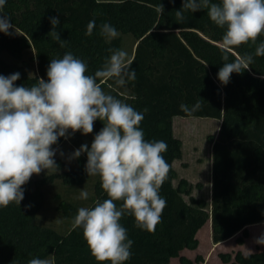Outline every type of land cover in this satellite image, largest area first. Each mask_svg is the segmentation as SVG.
I'll use <instances>...</instances> for the list:
<instances>
[{"label": "trees", "instance_id": "obj_1", "mask_svg": "<svg viewBox=\"0 0 264 264\" xmlns=\"http://www.w3.org/2000/svg\"><path fill=\"white\" fill-rule=\"evenodd\" d=\"M161 4L162 14L157 10ZM182 6L183 0H6L2 9L15 29L9 30L10 35L0 32V75L19 72L17 86H32L40 78L47 81L51 59L62 58L67 51L83 59L88 64V74H94L111 55L108 49L122 46V38L109 41L100 35L103 23L137 40L131 59L136 79L123 87L112 81L103 82L102 87L137 111L147 109L140 127L146 140L167 143L162 155L170 164V172L159 192L167 205L154 233L136 228L132 216L125 215L120 221L128 238L134 241L132 256L125 264H171L174 258L190 264L182 252L198 247L197 234L205 225L211 228L214 244L233 237L243 244L250 226L264 224V56H255L264 34L256 44L249 42L231 50L228 62L246 54L253 55L254 62L242 74H231L229 83L223 85L217 74L225 63L220 47L225 29L210 20L207 9L185 11L184 22L178 24L175 11ZM50 17H59L56 30L62 40L68 41L67 47L60 48L49 37ZM91 20H95L96 27L87 36ZM27 51L34 52L30 62L23 59ZM3 53L21 64L8 63ZM35 62L38 74L31 76L29 69ZM197 101L201 103L198 111L191 115L181 111V104L191 107ZM177 117L221 122L218 135L210 136L213 155L208 202L191 196L192 185L186 179L174 185V162L182 154V141L174 133ZM103 126L100 120L94 122V136ZM64 139L59 138L52 147ZM79 159L77 169L47 177L41 186L55 177L70 186L84 182L87 154ZM41 186L33 189L30 179L23 186L20 205L13 202L0 208V264H28L33 257L48 256H52L54 264H99L81 228L72 225L69 232L61 234L39 222L44 198ZM94 195L90 207L108 198L100 180L94 186ZM184 195L190 197V202ZM116 203L119 207L122 202ZM79 208L63 201L58 210L65 219L74 220ZM220 256L230 264H264V248L249 254L238 251L234 258L229 254Z\"/></svg>", "mask_w": 264, "mask_h": 264}, {"label": "clouds", "instance_id": "obj_2", "mask_svg": "<svg viewBox=\"0 0 264 264\" xmlns=\"http://www.w3.org/2000/svg\"><path fill=\"white\" fill-rule=\"evenodd\" d=\"M6 0H0V32L10 35L15 29L11 19L2 14ZM207 9L210 20L225 29L221 52L225 61L217 78L227 85L231 74H242L254 62L253 55L237 56L229 61L233 48L243 44H256L264 34V0H183L175 11L176 20H185L184 12ZM161 14L163 5L157 9ZM52 30L48 33L60 48L68 41L60 38L56 30L59 17H50ZM95 20L87 24L85 35L91 36ZM100 35L111 41L119 36L110 23L100 25ZM111 55L94 74H88V64L71 51L62 58L51 59L47 68V81L37 80L32 86H17L20 73L0 75V208L13 202L20 205L24 199L23 186L33 174L58 169L53 145L59 138H68L69 130L83 135L93 132L94 122H103V128L94 136L91 146L83 144L72 154L73 159L87 154L85 170L88 176H99L101 187L107 194L102 202L92 207H80L73 220L74 228H81L91 255L99 264H125L131 256L134 243L127 229L120 223L129 215L135 227L154 233L161 222L166 199L159 194L168 179L170 164L162 153L168 145L163 140L148 141L140 127L144 113L106 92L103 82L112 81L123 87L136 79L128 53L121 49H108ZM255 56H264V42L255 48ZM201 108L200 101L191 107L181 104L180 109L191 115ZM63 155V153H61ZM87 200L89 193L80 192ZM117 201H121L117 206ZM264 245V236L256 241ZM28 264H53L51 259L33 257Z\"/></svg>", "mask_w": 264, "mask_h": 264}, {"label": "rangeland", "instance_id": "obj_3", "mask_svg": "<svg viewBox=\"0 0 264 264\" xmlns=\"http://www.w3.org/2000/svg\"><path fill=\"white\" fill-rule=\"evenodd\" d=\"M117 38H122L121 50L126 51L128 59L131 60L137 46L136 38L132 34H123L121 32H119ZM32 56H34V52L27 51L23 59L30 62ZM2 58L8 63L21 64V62L15 60L7 53H3ZM31 64L29 73L31 76H35L38 74L36 62ZM220 126L221 122L214 119L182 117L174 119L175 136L182 141L181 157L174 162L176 170L174 185L177 187L182 179H186L192 185L191 196L205 199L207 202L211 200L212 187L213 143L210 141V136H217ZM94 134L95 128L88 135H83L79 131L72 134L71 130H69L68 138H65L59 146L53 148L56 150L54 159L58 169L49 170L48 172L44 170L38 175L33 174L31 177L33 189L41 186L42 180L47 177L59 176L66 171L77 169L80 159L71 158L72 154L81 145H89ZM98 180H100L99 176H88L87 174L84 182L70 186L65 184L61 177H55L53 181L41 186L44 198L42 210L38 214L39 222L52 226L61 234L69 232L73 225V219H65L62 216L61 211L58 210L59 204L66 201L79 207H90L95 197L94 186ZM82 190H86L89 193L87 200L79 198ZM184 197L190 202L188 195H184ZM209 234V227L205 225L197 234L198 247L195 250L186 249L182 252V255L190 261V264H230L225 262L220 255L229 254L234 258L238 251L249 254L264 248V245L256 242L257 239L264 236V225L249 228V237L245 238L243 244H239L235 239L233 242L224 244L219 248L214 247ZM47 259L53 261L52 256H48ZM171 264L183 263L178 258H174Z\"/></svg>", "mask_w": 264, "mask_h": 264}, {"label": "crops", "instance_id": "obj_4", "mask_svg": "<svg viewBox=\"0 0 264 264\" xmlns=\"http://www.w3.org/2000/svg\"><path fill=\"white\" fill-rule=\"evenodd\" d=\"M258 225H264V224H258ZM258 225H253V226H258ZM253 226H250L249 228H251V227H253ZM209 227V226H208ZM202 230V229H201ZM209 232H210V238H211V240H212V234H211V228L209 227ZM236 239V237H233V238H231L230 240H228V241H225V242H222V243H219V244H214L213 243V241H212V243H213V245H214V247H216V248H219V247H221V246H223L224 244H227V243H230V242H233V240H235Z\"/></svg>", "mask_w": 264, "mask_h": 264}]
</instances>
